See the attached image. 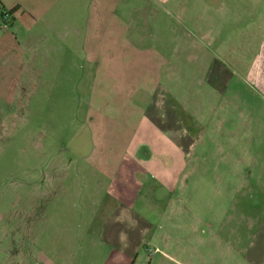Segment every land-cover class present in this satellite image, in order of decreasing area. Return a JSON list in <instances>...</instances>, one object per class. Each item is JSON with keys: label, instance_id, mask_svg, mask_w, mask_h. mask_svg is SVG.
<instances>
[{"label": "rangeland", "instance_id": "1", "mask_svg": "<svg viewBox=\"0 0 264 264\" xmlns=\"http://www.w3.org/2000/svg\"><path fill=\"white\" fill-rule=\"evenodd\" d=\"M75 10L81 34L40 21L45 61L18 52L11 71L0 56V264H264V98L235 99L230 82L225 99L207 97L203 82L237 81L239 60L264 59L251 50L264 43V0H75ZM148 62L171 65L159 107L162 126L176 120V174L187 175L170 194L152 193L156 178L140 174L154 171L138 170L165 163L141 142ZM118 199L133 222L116 221ZM111 232L125 240L108 244Z\"/></svg>", "mask_w": 264, "mask_h": 264}, {"label": "crops", "instance_id": "2", "mask_svg": "<svg viewBox=\"0 0 264 264\" xmlns=\"http://www.w3.org/2000/svg\"><path fill=\"white\" fill-rule=\"evenodd\" d=\"M156 2H159L161 0H155ZM152 0V2H155ZM4 5L2 6L4 10H12L14 8H17V10L13 13L11 26L12 30L7 31V35L3 36L6 32H1L2 36H0V56L1 53L8 52V63L9 61L11 63L10 69L12 71V67L16 66V62L18 60V52L26 53L29 52L30 59L32 58V55L37 56V51H42V59L45 61V55L44 51L47 50L50 44L49 38L50 34L48 31L43 30L44 26L41 24V20L46 22L47 28H53L52 31L54 34L59 33V31H55V28H58L60 24L62 23L64 26L73 27L74 31L77 30L79 34L80 32V24L77 21V16L79 13L75 10V0H3ZM59 5V6H58ZM56 7V10H52L53 7ZM3 10V11H4ZM19 12H27V18H25V22L22 24H18L17 15H19ZM67 21L69 23L67 24ZM8 29V28H7ZM33 38V42L30 43V39ZM252 45V43L250 42ZM254 47L251 49L255 54L258 52V49L264 52V43L261 42L260 44L258 42H254ZM110 48V46H108ZM260 47V48H258ZM111 49V48H110ZM256 56V55H255ZM247 57H243V59L239 60V62L236 63L237 66L241 68L240 72L241 74L238 76V80L236 81L235 78L233 80V76H230L227 78V75H214L213 77L208 76L204 79L203 82L207 84L208 92L204 95L208 97L211 94H217L218 96H221L222 98L227 97V88L228 86L225 85L226 82H230L231 87L233 89L232 93L234 98L241 97L242 90L245 91V95L254 97L256 94H261L264 98V59L261 60L260 64H258V59H252V55L249 54L248 60H244ZM33 59V58H32ZM251 60V61H250ZM13 62V63H12ZM13 65V66H12ZM144 72H143V82L139 85H142L139 89V85L137 86L138 93H136L138 96H136L138 103L140 105L138 106L140 110L139 118H140V129L143 130L145 133L143 138L141 139V142L144 144H150L154 146V150L157 151V153L160 155V157L164 158L165 163L161 160V162H158L160 160L158 159H151L147 160V162H144L139 167L138 170L144 171L147 167L150 168L151 171H154V174H140L141 178L143 177H150L156 178V182L151 183L150 191L153 193H159L166 191L168 194H170L171 191H175L176 188L179 185V180L185 178L187 174H176L178 172V166L179 159L177 158V148L181 146L180 140L178 138V134H176L177 126L175 125V121H173V124L162 126V120L161 117L163 115V108L159 107L160 100H161V87L160 82L162 80L163 74L165 73L167 75L169 71V75L171 78L172 71L170 70L171 65L168 66L163 72L161 70V64L157 63H150L143 65ZM10 71V70H9ZM9 75L4 76L5 79L13 78L12 74L8 72ZM239 74V71H238ZM17 75H14V78H16ZM218 78L219 86L214 89L211 84L215 82ZM223 84V85H222ZM222 85V86H221ZM211 89H214V92H210ZM137 91V90H136ZM168 93V91H167ZM167 93L166 90L164 91L163 96H165V99H167ZM171 95V93H168ZM240 100V99H239ZM250 104V103H249ZM247 105L245 103V107H253L252 104ZM239 106V103L234 102V108L236 106ZM167 107L173 108L172 106ZM218 106L220 108H231L232 106L227 103L225 100L223 103H219ZM159 107V108H158ZM170 111V110H169ZM167 112V111H166ZM165 115V114H164ZM176 126V127H175ZM161 147H166V150L162 151ZM182 147V146H181ZM158 148V149H157ZM160 148V150H159ZM159 152V153H158ZM185 158L183 157L182 160ZM157 161V162H156ZM187 164H185V168H187ZM161 165L165 168V172H163V169H161ZM159 169V172L161 171L162 174H157L155 169ZM181 169V167H180ZM187 172V171H186ZM103 176H106L108 179H111L112 182L115 180H119L122 174H100ZM127 175V174H126ZM139 174H136V176ZM124 177V176H122ZM46 178V177H45ZM62 180V175L59 174H48L47 180ZM65 178V177H64ZM67 178V177H66ZM129 175L126 176V178L123 179L122 183H125L122 188L121 192L119 194L128 195L130 194V191L127 187V184L129 185ZM62 184V183H61ZM143 184V183H142ZM140 183H136V189H134V192L136 193L140 187ZM118 202L121 203V208H119L120 213L116 214V221L124 222V216H127L129 219L131 218V214L126 212L128 209L124 208V206L128 207L125 203L126 201L124 199H118ZM118 210V212H119ZM133 219V218H132ZM130 219V221H132ZM133 222V221H132ZM129 226V225H128ZM108 241V244L118 242V241H124L125 236L120 235H113L111 232L108 235V238H106ZM133 252V251H130Z\"/></svg>", "mask_w": 264, "mask_h": 264}, {"label": "built area", "instance_id": "3", "mask_svg": "<svg viewBox=\"0 0 264 264\" xmlns=\"http://www.w3.org/2000/svg\"><path fill=\"white\" fill-rule=\"evenodd\" d=\"M11 17L6 11L1 12L0 14V26L8 28L10 26Z\"/></svg>", "mask_w": 264, "mask_h": 264}, {"label": "trees", "instance_id": "4", "mask_svg": "<svg viewBox=\"0 0 264 264\" xmlns=\"http://www.w3.org/2000/svg\"><path fill=\"white\" fill-rule=\"evenodd\" d=\"M2 9L4 10V8H3L2 5H1V0H0V10L3 12ZM16 10H17V8H14V9H12V10H4V11H6V12L9 14V16L11 17V21H12L13 13H14Z\"/></svg>", "mask_w": 264, "mask_h": 264}]
</instances>
